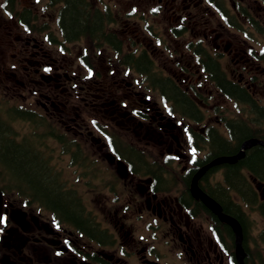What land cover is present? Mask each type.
<instances>
[{"label": "flooded vegetation", "instance_id": "flooded-vegetation-1", "mask_svg": "<svg viewBox=\"0 0 264 264\" xmlns=\"http://www.w3.org/2000/svg\"><path fill=\"white\" fill-rule=\"evenodd\" d=\"M75 3L95 19L81 35L62 29L67 0H0V126L7 139L34 142L78 207L65 214L4 178L0 264H238L233 228L190 181L218 155L217 135L232 141L234 109L227 119L217 97L234 104L239 92L245 109L264 108V40L245 35L264 34V5ZM214 170L224 178L223 165ZM11 173L1 161L0 174ZM261 250L254 264H264Z\"/></svg>", "mask_w": 264, "mask_h": 264}, {"label": "trees", "instance_id": "trees-1", "mask_svg": "<svg viewBox=\"0 0 264 264\" xmlns=\"http://www.w3.org/2000/svg\"><path fill=\"white\" fill-rule=\"evenodd\" d=\"M60 20L66 34H79L91 28L95 23V19L91 21L89 14L84 8L75 3V0H67ZM216 79L217 85L221 90L230 96L222 76L219 75ZM233 95H236L234 97L236 100L246 101L245 95L243 96L239 92H234ZM252 105L251 102L250 115L253 118H245L244 115H239L234 119L233 124L229 126L233 143L232 141L228 142L219 135L216 136V140L213 143V151L217 152L218 155L235 153L243 140L251 136L264 138V108H252ZM5 135H9V133L4 132L0 126V162L2 161L6 166H10L14 174H0V183L6 182L4 179L6 177L10 181L11 179H15L18 183H28L34 193L38 192L47 200H53L55 204L53 202L52 204L59 207L65 214L77 212V205L66 202L69 196H66V194L59 190L54 178L48 173L46 165L39 159L34 142H30L27 147L14 141L13 138H5ZM223 167L225 169L224 181L226 185L218 183V186L214 187L209 184V178H205L206 183H208V193L223 205L225 212L234 215L241 222L244 232V246L247 251L246 262L247 264H254V259H261V252L258 250L257 253L252 255L248 244V238L251 237L252 220L244 212L239 202L235 201L231 194V189H235L251 205L256 204L257 200L255 201L254 190L243 169L248 170L254 176L264 181V146L258 144L251 147L243 158L234 163H226ZM260 206L264 212V206ZM225 231L232 237L233 232L227 225ZM256 248L258 249V245H256Z\"/></svg>", "mask_w": 264, "mask_h": 264}, {"label": "water", "instance_id": "water-1", "mask_svg": "<svg viewBox=\"0 0 264 264\" xmlns=\"http://www.w3.org/2000/svg\"><path fill=\"white\" fill-rule=\"evenodd\" d=\"M264 145V139L259 138H249L245 140L241 146V149L238 153L234 155H223L215 158L209 164L203 166L199 172L195 175L193 183L191 185L192 193L195 197H200L204 203L215 212L220 219L227 222L233 228L235 233V257L238 264H245L244 257L246 255L245 249L243 247V233L240 222L234 217L227 213H224L221 209L220 204L211 198L209 195L204 193L201 188L197 185V179L211 166L224 163V162H236L239 158H242L245 154V149L251 147L254 144ZM263 196H264V187H263ZM2 213V192L0 191V218Z\"/></svg>", "mask_w": 264, "mask_h": 264}, {"label": "rangeland", "instance_id": "rangeland-1", "mask_svg": "<svg viewBox=\"0 0 264 264\" xmlns=\"http://www.w3.org/2000/svg\"><path fill=\"white\" fill-rule=\"evenodd\" d=\"M228 5L230 6V3ZM262 16L264 19V12H263ZM249 36H250V38L264 40V34L258 33L256 31L254 33H250ZM256 48H261V46H256ZM217 101H218V106H220L221 108L224 109L223 113L225 115H232V113L230 111H228V109H230V108L234 109V107H235L234 104H232L231 102L223 101L220 97L219 98L217 97ZM215 176H216L215 180H217V178H221L220 172L215 174ZM246 209L251 214V216L254 218L253 220L255 223L253 225V233L256 236V238H254V236L252 237V243H251V246H249L250 250L252 251L256 248V245H260V244H258V241L261 243L260 247L263 245V250H264V239L259 238V234L264 231V216H262L261 213L258 212L257 210H253L248 205L246 206ZM256 239L258 241H256Z\"/></svg>", "mask_w": 264, "mask_h": 264}, {"label": "bare ground", "instance_id": "bare-ground-1", "mask_svg": "<svg viewBox=\"0 0 264 264\" xmlns=\"http://www.w3.org/2000/svg\"><path fill=\"white\" fill-rule=\"evenodd\" d=\"M223 84V83H222Z\"/></svg>", "mask_w": 264, "mask_h": 264}]
</instances>
